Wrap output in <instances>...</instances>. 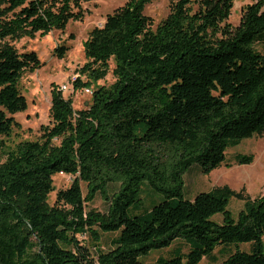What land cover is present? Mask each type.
I'll list each match as a JSON object with an SVG mask.
<instances>
[{
  "label": "trees",
  "instance_id": "1",
  "mask_svg": "<svg viewBox=\"0 0 264 264\" xmlns=\"http://www.w3.org/2000/svg\"><path fill=\"white\" fill-rule=\"evenodd\" d=\"M85 1L0 0V41L63 31L82 20ZM151 1L127 0L84 42L74 88L103 79L111 59L114 81L95 86L78 110L52 84L51 123L39 139L11 149L3 138L18 125L14 114L27 109L19 82L41 63L34 50L0 46V264H144L141 255L174 242L155 264H264V193L251 198L244 187L221 185L183 197L191 165L208 174L250 164L253 155L227 162L226 151L264 135V53L255 48L264 43V0L247 4L236 26L228 22L233 0H170L155 29L143 13ZM67 50L56 46L54 55ZM58 173L74 180L49 204ZM143 183L163 199L131 215ZM97 195L105 211L87 208ZM231 198L243 201L236 216ZM102 233H117L107 249Z\"/></svg>",
  "mask_w": 264,
  "mask_h": 264
},
{
  "label": "rangeland",
  "instance_id": "2",
  "mask_svg": "<svg viewBox=\"0 0 264 264\" xmlns=\"http://www.w3.org/2000/svg\"><path fill=\"white\" fill-rule=\"evenodd\" d=\"M127 0H89L83 2L84 16L82 20H71L67 23L63 31L54 29L45 35L39 33L34 36H18L8 37L0 41V46L10 44L14 46L18 52L34 50L40 60L41 66L34 71H26L20 82L19 87L26 98L27 109L14 114L18 125L13 128L11 135L4 137V142L7 148L11 149L14 146L25 140H37L41 134V127L51 123L50 91L52 84L60 86L68 84L69 87L63 92L64 98L72 100V106L75 110L82 109L89 104L91 94L84 91V88H77L72 91L71 77L76 70L86 62L84 53V42L88 37L89 32L95 26H101L107 14L112 13L117 7L123 5ZM256 0H233V6L228 18V22L233 26L239 23L242 11L247 4L253 3ZM170 11V0H152L148 3L143 13L152 18L151 28L155 29L156 25L164 19ZM65 44L68 50L63 58H58L54 55L56 46ZM255 48L264 53V43L258 41L255 43ZM114 61L109 60V70L106 76L91 85L92 90L97 85H110L114 81L112 69ZM236 153L251 154L253 161L250 164L236 165L231 167L222 165L219 168L213 169L208 174L201 171L199 165H191L183 175L184 187L183 197L192 200L198 192L208 191L212 186L228 185L234 190L245 188V192L251 198L264 193V135L252 136L243 139L238 145L230 147L226 151L227 162H232L233 156ZM74 180L73 175L58 173L53 176V191L48 197L49 204H53L55 194L59 189L67 188ZM82 194L86 193L85 183L80 181ZM115 186L109 187L112 192ZM140 197L142 200L138 210H129V214L140 213L143 209L151 208L163 199V195L155 191L147 183L141 186ZM243 201L231 198L228 203V209L236 216L241 209ZM87 208L92 207L99 211H105L107 203L97 195L95 199L86 205ZM219 219L220 215L216 217ZM117 233H102L100 246L102 249L110 247V240ZM82 242L94 252L93 242L87 236H79ZM175 243V242H174ZM172 243V244H174ZM151 249L147 254L141 255L140 260L144 264H155L159 256H167L169 251L175 246ZM233 251L235 247H230ZM239 249L244 251L250 250L249 243L239 244ZM187 250V249H186ZM217 254V253H216ZM218 261L226 257V254H217ZM200 264H215L203 258Z\"/></svg>",
  "mask_w": 264,
  "mask_h": 264
},
{
  "label": "built area",
  "instance_id": "3",
  "mask_svg": "<svg viewBox=\"0 0 264 264\" xmlns=\"http://www.w3.org/2000/svg\"><path fill=\"white\" fill-rule=\"evenodd\" d=\"M77 77H79V75H78V73H76V72H75V73L72 75V77H71V84H70V87H71L72 91H75V90H76V89L74 88L73 84H74V81L76 80ZM80 78L83 79L84 76H81ZM68 87H69V83H68V84H62V85L59 86V88H60V90H61L62 92H64L65 90H67ZM84 91H85L86 93H88V94H92V91H93V90H92L91 87H89V88H84Z\"/></svg>",
  "mask_w": 264,
  "mask_h": 264
}]
</instances>
